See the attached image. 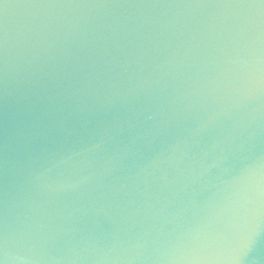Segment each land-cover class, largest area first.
<instances>
[{
  "label": "water",
  "instance_id": "1",
  "mask_svg": "<svg viewBox=\"0 0 264 264\" xmlns=\"http://www.w3.org/2000/svg\"><path fill=\"white\" fill-rule=\"evenodd\" d=\"M0 264H264V0H0Z\"/></svg>",
  "mask_w": 264,
  "mask_h": 264
}]
</instances>
